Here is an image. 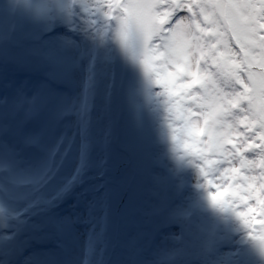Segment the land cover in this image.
<instances>
[{
	"label": "rangeland",
	"instance_id": "1",
	"mask_svg": "<svg viewBox=\"0 0 264 264\" xmlns=\"http://www.w3.org/2000/svg\"><path fill=\"white\" fill-rule=\"evenodd\" d=\"M130 47L121 142L134 152V179L115 144L124 59L116 23L83 0H0V264H134L137 252V264H167L151 249L180 237L173 208L197 158L182 157L185 121ZM246 246L256 253L249 262ZM213 255L264 264V245L235 226Z\"/></svg>",
	"mask_w": 264,
	"mask_h": 264
},
{
	"label": "snow or ice",
	"instance_id": "2",
	"mask_svg": "<svg viewBox=\"0 0 264 264\" xmlns=\"http://www.w3.org/2000/svg\"><path fill=\"white\" fill-rule=\"evenodd\" d=\"M83 2L116 23L151 83L174 101L169 111L185 121L193 141L185 150L199 157L207 183L210 167L228 165L218 185L228 195L210 197L264 245V0Z\"/></svg>",
	"mask_w": 264,
	"mask_h": 264
},
{
	"label": "bare ground",
	"instance_id": "3",
	"mask_svg": "<svg viewBox=\"0 0 264 264\" xmlns=\"http://www.w3.org/2000/svg\"><path fill=\"white\" fill-rule=\"evenodd\" d=\"M168 2V0H167ZM180 119V118H178ZM179 143L182 149V157L187 158V151L185 146L192 147V137L185 130V125L181 127L179 133ZM192 162L193 173L189 178V186L186 190V194L182 195L174 206L173 211L175 217L178 219L177 232L178 238L174 240L163 239L161 245L155 242V248L152 250L154 258L158 257L157 254L167 255L165 260L170 264H218L216 256L213 255L225 242L227 243V236L234 231V227H241L244 224L235 215L230 207L222 206L213 202L210 195H220L221 199H224L228 195L225 192V187H218L223 184V181L219 180L217 183L212 182L208 184L205 177L201 173L200 159ZM197 161V164H196ZM238 163V162H237ZM222 167H213L208 169L210 175L208 179L214 180L213 174L219 172L223 174ZM195 170H200L201 177L194 175ZM170 177L176 176V168H169ZM165 176H154L155 183H160V179L164 180ZM202 178L201 182L196 184V180ZM152 193L148 194L150 197ZM144 225L139 232H144ZM236 230V229H235ZM224 237V240H223ZM149 240L150 238L147 237ZM157 240V238H156ZM132 241V240H131ZM129 242V244L131 243ZM128 260L125 259L124 264H127ZM134 263V260H133ZM149 264H159L157 261L149 262ZM160 264H163L161 262Z\"/></svg>",
	"mask_w": 264,
	"mask_h": 264
},
{
	"label": "water",
	"instance_id": "4",
	"mask_svg": "<svg viewBox=\"0 0 264 264\" xmlns=\"http://www.w3.org/2000/svg\"><path fill=\"white\" fill-rule=\"evenodd\" d=\"M131 47L130 44L126 45L124 44V59H123V66H122V74L121 79L118 87V97H119V103H120V110L118 117L116 118V137H115V144L116 147L120 150L126 153L129 156V163L132 166L133 169V179L136 177L137 171L135 170L133 161H134V152L131 148L125 146L121 142V134H122V119L126 110V99H125V86L128 78V73L130 69L131 64ZM132 179V180H133ZM130 188V186H129ZM22 233V229L18 232L17 239H19L20 234ZM17 245V244H16ZM134 264L138 263V252L136 255L133 256Z\"/></svg>",
	"mask_w": 264,
	"mask_h": 264
},
{
	"label": "trees",
	"instance_id": "5",
	"mask_svg": "<svg viewBox=\"0 0 264 264\" xmlns=\"http://www.w3.org/2000/svg\"><path fill=\"white\" fill-rule=\"evenodd\" d=\"M18 23V18H16L15 19V21H14V28L16 27V34H19L20 35V33H21V29H20V31L18 30V28L20 27V25L19 24H17ZM17 25H18V27H17ZM131 51H132V49H131ZM5 52V51H4ZM6 53V52H5ZM124 53V52H123ZM130 57H132V53H131V55H130ZM139 74L140 75H143L142 73H140V71H139ZM129 77H130V74L128 75V79H129ZM128 100V99H127ZM131 113H132V108L134 109L135 107H136V104H135V102H134V100H131ZM128 109V108H127ZM148 130H152V126L151 125H149V128H148ZM147 135V134H146ZM245 250H247L248 251V255H249V260H248V262L250 261V259L253 257V256H255V252H253V246H246L245 247ZM243 260V259H242ZM247 262V263H248Z\"/></svg>",
	"mask_w": 264,
	"mask_h": 264
},
{
	"label": "flooded vegetation",
	"instance_id": "6",
	"mask_svg": "<svg viewBox=\"0 0 264 264\" xmlns=\"http://www.w3.org/2000/svg\"><path fill=\"white\" fill-rule=\"evenodd\" d=\"M131 53H133V48H132V51H131Z\"/></svg>",
	"mask_w": 264,
	"mask_h": 264
}]
</instances>
